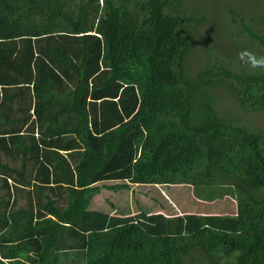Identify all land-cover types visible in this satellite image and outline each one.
Returning <instances> with one entry per match:
<instances>
[{
  "label": "trees",
  "instance_id": "16d2710c",
  "mask_svg": "<svg viewBox=\"0 0 264 264\" xmlns=\"http://www.w3.org/2000/svg\"><path fill=\"white\" fill-rule=\"evenodd\" d=\"M236 18L258 44L192 71L186 0H0V264H264V129L238 113L264 112V32ZM157 184L237 211L90 209Z\"/></svg>",
  "mask_w": 264,
  "mask_h": 264
},
{
  "label": "rangeland",
  "instance_id": "374dc122",
  "mask_svg": "<svg viewBox=\"0 0 264 264\" xmlns=\"http://www.w3.org/2000/svg\"><path fill=\"white\" fill-rule=\"evenodd\" d=\"M186 2L205 15L202 25L195 29L197 44L188 58L192 71H196L202 66L208 59V53L212 56L218 55L222 58L233 59L234 65H236L240 56L243 55V51L246 50L245 46H249V41L258 44L257 40L248 37L244 32L242 22L236 18L238 14L242 15L243 22L248 23L254 31H259L262 28L264 32V25L257 26L255 22L260 19L254 17L256 15L264 18V0H186ZM231 8L236 9L235 13L231 11ZM233 91L228 86L219 89L222 101L227 102L226 106L223 103L219 105L221 111H223V107L229 108L228 113L238 108L239 103ZM238 113L245 118L243 123L256 129H264V112L254 111L246 114L245 110L240 108ZM133 188L135 191L104 189L93 198L90 209L111 213H128L142 207L148 212H164L166 214L183 211H198L203 214H234L237 211L235 197L228 195L220 197V188L218 187L207 186L205 189L198 190V193L193 192L192 187L185 184L181 186L133 185ZM203 197H216L217 199L211 201L205 200Z\"/></svg>",
  "mask_w": 264,
  "mask_h": 264
},
{
  "label": "crops",
  "instance_id": "0c3cea01",
  "mask_svg": "<svg viewBox=\"0 0 264 264\" xmlns=\"http://www.w3.org/2000/svg\"><path fill=\"white\" fill-rule=\"evenodd\" d=\"M106 212H108V211H106ZM183 212H189V213H201V212H198V211H183ZM111 213V212H110ZM180 213H182V212H180Z\"/></svg>",
  "mask_w": 264,
  "mask_h": 264
}]
</instances>
